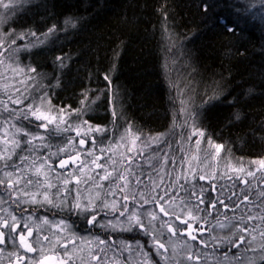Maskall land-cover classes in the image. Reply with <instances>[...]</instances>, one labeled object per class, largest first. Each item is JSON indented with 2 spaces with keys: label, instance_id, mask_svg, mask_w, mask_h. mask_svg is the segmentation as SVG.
Here are the masks:
<instances>
[{
  "label": "trees",
  "instance_id": "1",
  "mask_svg": "<svg viewBox=\"0 0 264 264\" xmlns=\"http://www.w3.org/2000/svg\"><path fill=\"white\" fill-rule=\"evenodd\" d=\"M19 0H16L17 5ZM44 2V1H43ZM42 2V3H43ZM209 3L208 15L199 5ZM262 0H46L42 5L24 9L22 20L37 26L60 21L64 30L58 39L59 48L73 56L70 67L63 71L58 97L76 102L80 90L89 82L107 77L114 84L116 113L137 122L144 131L164 130L172 120L188 128L185 110L176 104L177 92L171 76V55L180 52L177 65L185 78V95L191 115L199 113V127L224 149L242 158L264 157V15L258 13ZM244 3L254 6L247 17L236 18L232 9ZM223 17L226 24L219 21ZM253 21L251 28L245 20ZM230 26L233 30H229ZM180 49V50H179ZM50 52L42 53L40 64H48ZM53 74V73H50ZM88 96H90L88 94ZM124 105L123 109L117 107ZM194 113V114H193ZM238 117V118H237ZM109 119L103 120L107 124ZM239 189L240 187L237 186ZM211 193H208L210 196ZM104 212V211H103ZM89 223L88 215L76 214L73 231L109 237L106 220ZM120 220L119 213L110 214ZM142 221L146 218L142 216ZM177 244L189 241L187 224L173 221ZM147 224V223H146ZM195 230V226L192 227ZM50 240L55 234L44 228ZM197 234L198 232H194ZM81 231V232H80ZM184 233V235H182ZM228 235L230 234L227 230ZM83 234V233H82ZM36 233H33L35 242ZM206 237L208 233L204 234ZM169 241L165 262L172 264L169 251L171 234H160ZM190 241L192 251L206 252ZM64 264H76L81 257L73 241H42ZM172 244V243H171ZM66 245V247H65ZM173 247V245H172ZM97 244L82 245L95 252ZM224 249L221 248L220 252ZM235 251V250H233ZM217 253V255L220 254ZM108 253V252H107ZM184 256L186 252H181ZM231 254V253H230Z\"/></svg>",
  "mask_w": 264,
  "mask_h": 264
},
{
  "label": "snow or ice",
  "instance_id": "2",
  "mask_svg": "<svg viewBox=\"0 0 264 264\" xmlns=\"http://www.w3.org/2000/svg\"><path fill=\"white\" fill-rule=\"evenodd\" d=\"M0 3H2V0H0ZM4 7H8V5H4ZM199 7L205 15H208L211 5L202 2ZM219 21L227 23L223 20V17H220ZM229 30L232 29L229 28ZM5 51L3 44L0 43V57H4ZM57 60H61V58L57 57ZM3 63L4 60L0 59V64ZM6 69L14 74L23 72L22 69H13L10 65H6ZM28 71L32 73L36 70L29 69ZM4 91L6 94L10 91L7 84L4 86ZM25 91H27V88H25ZM16 94L15 100L10 94L7 101L0 100V111L8 114L6 119L0 121V128L3 129L0 132V213H2L0 215V245L4 243V230H7L8 235L18 243L19 247L26 249L27 252L36 251L26 242L27 237L33 235L32 227L25 224L26 235L24 232L18 233L16 229L19 222L16 215L3 205L8 204L10 201L9 207L14 206L19 210L20 215L27 211L24 207L27 204H39L41 207L48 204L53 207H61L64 204L63 200L57 204L48 195L51 188L59 185L57 194L75 192L72 209L91 214L89 223L94 224L97 221L99 212L106 211L108 214L118 212L120 217H124V221L117 218L115 223L109 221L105 227L113 229L121 227V230L125 231H131L135 227L144 231L145 235L149 234L150 229L155 231L156 234L152 235V240L158 253L161 250L167 252L165 245L158 239V235L164 231L169 232L173 254H176L177 248H182L187 253L184 258L186 264H264V160L253 162L259 165L255 171H245L243 167L233 168L229 165L217 175L212 165L206 166L211 170L201 169V172L197 173V165L194 163L197 157L192 156L187 161L188 168L183 175L180 173L167 174L168 178L173 181L169 185L164 172L170 159L167 151L163 156L152 155L151 153L148 156L144 155L150 149L151 144L161 142V137L149 138L147 141H142L140 146L136 145L135 140H131V146L128 147L126 152L122 145L98 148L95 138L90 136L92 129L86 125V122L85 126L89 128V131L83 133L76 131V137H79L77 142L74 143L70 139L65 147L43 156L37 153L40 149L49 147L44 142V137L25 132L24 135L28 138L24 141V144L27 147L22 151H26L28 154L17 155V149H21V143L16 139V136L22 130L13 124V120L18 117H23L24 120L29 121L34 118L35 121L39 122L35 125L37 128L48 129L50 125H53L56 131L66 132L72 129L70 126H63V115L57 122L56 117H50L41 111L39 104L35 108L31 104L26 109L9 108V104H21L23 99L26 98L19 89L16 90ZM40 100L41 103H44L48 98L45 95ZM59 111L64 112L63 109ZM82 111L76 112V115L79 117ZM112 114L115 115V112L113 111ZM95 131L103 132L104 129L97 128ZM191 135L197 136L195 148L198 150L200 146L199 137L203 136V132L193 128ZM89 139L92 147L85 150L84 145ZM136 139H139V137ZM188 139L190 140L191 137H188ZM209 147H212L215 153L218 154L222 146H213L209 141ZM77 148L80 151H75ZM74 151L75 154H72ZM80 152H84L85 159L80 158ZM61 153H68V155L66 158L59 159L57 169L66 170L67 175L53 169L50 162L51 157L59 156ZM97 153L100 154L97 155ZM14 156H16L15 160L13 159ZM101 160L104 163H100ZM154 160L156 164H153ZM173 163L175 164L176 161H173ZM70 164L72 165L71 168L68 167ZM142 165H148L152 168L157 179H154L151 173L140 171ZM257 172H259V175H257ZM130 177L131 179H129ZM53 178L55 183L52 182ZM197 179L200 181L207 180L208 188L211 189V195L207 198V208H204L203 205L205 204V194L208 192V188L198 187L194 183ZM181 180L184 183H181ZM104 181H108L107 188L104 187ZM70 183H74V188H68ZM130 184H132L131 189L129 188ZM217 184H219V188H217ZM82 185L87 187H82ZM237 185H242V187L238 189ZM137 188H147L149 191L147 193L145 191L137 192ZM157 189H160L162 193L159 198L156 195ZM173 189L177 190V196H170ZM181 191L184 192V197H179ZM83 193H94V195H85L82 204L81 195ZM101 193H103V196H101ZM117 193L119 195H116ZM37 196L41 198L37 199ZM113 196L120 201L123 211H120L117 207L115 200L109 202ZM129 196H131V203L134 205L131 211L128 207ZM165 197H169V199H165ZM97 200L99 206L95 203ZM162 200L164 201L163 204L161 203ZM225 200L228 203H225ZM145 204H151L153 208L158 209V213L162 214L163 217H169L168 220H160L159 230H155V222L160 219L156 212L139 211ZM218 204L220 205L219 208H217ZM166 207L168 210H166ZM169 211H171L172 216H169ZM213 211L217 213L215 224H211L207 219ZM193 212L197 215L193 216ZM201 212L204 213L203 217L199 216ZM228 212H232L233 215L228 216ZM181 213H186L184 220H181ZM142 216L146 218V221H142ZM187 217H192L194 220L202 219L209 224V227L205 229L202 225L198 233L193 234L192 224L188 222ZM28 219L37 228L49 224L47 219L38 225L35 224V221H32L31 216ZM173 221L188 225L186 229V234L190 238L188 242L177 244L172 240V237L176 235V229L172 226ZM145 223H147V228ZM55 227L62 231L67 226L63 224V221H60ZM216 229L221 231L227 229L230 234L223 237L212 235ZM205 232L208 233L207 238H205ZM42 241H48L50 244L55 243L56 234L53 235L51 240L49 236L38 234L36 242L41 243ZM190 241H196L198 246L207 249V251L198 250L193 254ZM97 245L99 246V253L104 254L103 259L99 254L91 257V259L95 260L96 264H104L109 259L107 252L111 249L105 245V241H97ZM138 247L140 246L138 245ZM120 248L121 251H128L130 257L135 254L139 255L142 260H147V253H134L130 245L121 244ZM221 248L224 249L223 252H220ZM218 252H220L219 255H217ZM21 264H23L22 257Z\"/></svg>",
  "mask_w": 264,
  "mask_h": 264
},
{
  "label": "rangeland",
  "instance_id": "3",
  "mask_svg": "<svg viewBox=\"0 0 264 264\" xmlns=\"http://www.w3.org/2000/svg\"><path fill=\"white\" fill-rule=\"evenodd\" d=\"M43 1L45 2L46 0H19L16 6H14L16 0H2V3H0V43L3 44L4 49L6 50L4 57H0V59L4 60V63L0 64V100L7 101L9 94L12 95L13 100H15L17 95L16 90L19 89L20 92L24 93L26 98L23 99V103L21 104H9V108H15L18 110L26 109L29 104L33 105L35 108L39 104L41 111L45 112L50 117H56L57 122H59L61 115H63V126H70L72 130L66 132L56 131L53 125H50L48 129L37 128L35 125L39 122L35 121L34 118L29 121L24 120L23 117H18L13 120V124L22 130L21 133L16 136V139L21 143V149H17V155L28 154L26 151H22V149L27 147L24 144V141L28 138L24 135L25 132L44 137V142L48 144L49 147L46 149L42 148L37 153L38 155L43 156L51 152H56L59 148L65 147L70 139L73 140L74 143L77 142L79 137H76V131H81V133L87 132L89 131L87 126H90L92 129L90 136L95 138L96 146L98 148L122 145L126 152L128 147L131 146V140H135L136 145L140 146L142 141H147L149 138L153 137H161V142L159 144H151L150 149L146 151L144 155L148 156L149 153H151L152 155L163 156L165 151H167L170 159L167 162L164 172L166 174L165 179L169 185L173 183V181L168 178L167 174L180 173L183 175L188 168L187 161H189L192 156L197 157L194 162L197 165V173H200L201 169L211 170L206 168L208 165H212L215 168L217 175L223 172L229 165L233 168L243 167L245 171H255L259 167V165L253 162L262 161L264 160V157L242 158L226 151L222 143H218V140H212L210 136L208 137V134L206 135L203 129L199 127L198 121L200 115L198 111H195V114L193 113L194 116H192L189 107L183 105V102L185 104L188 102V97L185 95L186 87L182 85L185 82V78L181 75V70L177 66L180 63V58L176 59V57H182L180 52L176 54L175 57L174 55H171L170 72L174 79L175 90L177 92V101H175L174 104L178 105L180 109L188 108L184 112L188 122V128L183 126L177 127L174 124V120H172L164 130L152 129L154 132L144 131L143 129L149 128H143L137 122H131L129 117L116 113V102L113 97L116 86L108 82L103 76L102 79L89 82L86 89L80 90L78 99L74 103L65 100L64 98L56 99L58 97V91L61 88L64 74L63 71L70 67L73 59L71 54L67 56L68 52L66 50H53L59 48L57 39L63 33H66L64 30V26L66 25L64 22L66 18L61 17L60 21L54 20V22H50L47 25L44 24L43 26H37V23L32 25L29 22L26 23L22 20V16L26 14L24 13V9H29L38 6L39 4L42 5L44 3ZM4 5H8V7H4ZM258 8V13L264 15V0H262ZM253 11L254 6L251 7L248 3H244L242 7L233 8L231 12L236 14V18H243L247 17L250 13L254 14ZM245 22H247L251 28L254 27L251 19L250 21L245 20ZM222 23L224 24V22ZM230 29L233 30L231 26ZM32 33L35 35H30ZM46 52H50L52 58L49 59L48 64L41 65L40 56L42 53ZM57 57H60L61 60H57ZM6 65H10L13 69H22L23 72L14 74L12 71L6 69ZM29 69H35L36 71L29 73ZM5 84L9 86L10 90L7 94L4 91ZM25 88H27V91H25ZM88 94L90 96H88ZM45 95L48 100L41 103L40 98ZM117 107L123 109L124 105L118 103ZM61 109L64 110L63 113L59 111ZM81 110H83L82 114L78 117L76 112ZM113 111L115 112V115L112 114ZM7 117V112L0 111V121H3ZM105 119H109V122L107 124H102ZM85 122L87 126H85ZM97 128L104 129V131L97 132L95 131ZM193 128L203 132V136L199 137L200 146L198 150L195 148L197 136L191 135ZM2 131L3 129L0 128V132ZM137 137H139V139H136ZM188 137H191V139L189 140ZM209 141H211L213 146H222L218 154L215 153L212 147H209ZM91 147L92 144L89 139L84 145V149L87 150ZM75 151H80V149L77 148ZM75 151L72 154H75ZM99 154L100 153H97V155ZM67 155L68 153H61L59 156L51 157L50 161L53 169L64 175H67L66 170L57 169V164L59 159L66 158ZM80 158L82 160L85 159L84 152H80ZM13 159L15 160L16 156H14ZM173 161H176V163L174 164ZM99 162L104 163L103 160ZM153 164H156L155 160L153 161ZM68 167L71 168L72 165L70 164ZM140 171L151 173L153 178L157 179L155 172H153L152 168L148 165H142ZM257 175H259V172H257ZM129 179H131V177ZM52 182L55 183L54 178ZM181 183H184V181L181 180ZM194 183H196L198 187L203 186L208 188L207 180L200 181L197 179ZM103 184L105 188L108 187V181H104ZM237 186L242 187V185ZM57 187H59V185H57ZM57 187L51 188L48 195L53 199L54 203L58 204L63 200L64 204L61 207H53L48 204H45L43 207L39 204H27L24 205L27 211H25L23 215H20L19 210L14 206L9 207L11 203L10 201L8 204L3 205L16 215L17 221L19 222L16 231L18 233L24 232L26 235L27 229L24 225L29 224V226L32 227L33 233L39 234L40 236H49L44 229L49 226L56 234L59 243H66L69 240L78 244V246L72 248V250H75L81 257V260L76 264H96V261L92 260L91 257L97 256L98 254L101 259H103L104 254L99 253L98 245L96 248L97 252L95 255H90L88 260L87 258H83V255H80V249L83 244L89 243L95 245L97 244V241H105V245L109 247L111 251H108L107 256L109 259H107L104 264H118L119 253L121 252L120 246L121 244L127 245V243L116 239L112 240L114 237H112V239H110V237L99 238L88 232H82L83 234L76 231L74 232L73 229L76 230L74 227L75 216L76 214L79 215L84 212L72 209L75 192H61L57 194ZM82 187L87 186L82 185ZM68 188H74V183H70ZM129 188H132V184L129 185ZM217 188H219V184H217ZM136 191H145V193H147L149 190L147 188H137ZM208 193H211L210 188H208V192L205 194L204 208L208 207ZM161 194L160 189H157V198H159ZM85 195H94V193H83L81 195L82 204L84 203ZM116 195L119 194L117 193ZM184 195V192H179V197H184ZM101 196H103V193H101ZM170 196H177V190L173 189ZM40 198V196H37V199ZM131 199V196H129L130 202L128 207L130 211L134 207L131 203ZM165 199H169V197H165ZM112 200H115L117 207H119L120 211H123L120 201L116 200L115 196H113L109 202H112ZM95 203L99 206L98 200L95 201ZM161 203L163 204L164 201L162 200ZM225 203H228V201L225 200ZM219 207L220 205L218 204L217 208ZM142 210L156 212L160 217L157 221L163 220L162 218L169 219V217H163L162 214H159L158 209L153 208L151 204L143 205V208H140L139 211ZM166 210H168L167 207ZM84 214L88 215V217L91 216L89 213ZM0 215H2V213H0ZM180 215L181 220L186 218V213H181ZM196 215L197 213L193 212V216ZM232 215V212H228V216ZM29 216H31L32 221H35V224L37 225L41 224L45 219H47L49 224L37 228L28 219ZM101 216L107 219V223L109 221L115 223L117 220V218H113V216L106 211L102 212ZM169 216H172L171 211H169ZM199 216L203 217L204 213H199ZM187 219L188 222L192 224V227L195 226L194 232H198L202 225L205 229L209 227V224L205 223L202 219L194 220L192 217H187ZM207 219L211 224H215L217 213L213 211L212 215L208 216ZM60 221H63V224L67 226L64 227L62 231L55 227ZM9 222L11 223V221ZM107 223L105 225H107ZM4 232V243L8 244V248L7 250H4L3 244L0 245V264H21V257L23 258V264H64V261L55 257L50 248L44 244H41L34 252H27V250L24 249V251L26 250V254L22 253L21 250L23 248L19 247L18 243L12 240L8 235L7 230H4ZM206 233L207 232L204 234ZM118 235L122 236L123 233L120 232ZM212 235H219L222 237L227 236V229L223 231L216 229L213 231ZM205 238L207 237L205 236ZM26 242L30 244L31 247L34 246V243L38 245V243L35 242V237L33 239V236L30 237V241L27 237ZM44 242L47 243L48 241ZM169 251L171 256L174 257L171 260L172 264H186L184 256L181 254V252H183L182 248H177L176 254L174 255L172 244L169 243Z\"/></svg>",
  "mask_w": 264,
  "mask_h": 264
},
{
  "label": "flooded vegetation",
  "instance_id": "4",
  "mask_svg": "<svg viewBox=\"0 0 264 264\" xmlns=\"http://www.w3.org/2000/svg\"><path fill=\"white\" fill-rule=\"evenodd\" d=\"M145 210H142L141 212H143ZM163 220H167L165 218H162ZM120 221H124V217L122 220ZM160 221H156L155 222V230H159L160 229ZM172 226L174 229H176V226L174 223H172ZM145 227L147 228V224L145 223ZM192 230H194L192 228ZM122 232L123 235L119 236L118 233ZM156 234L155 231L153 230H149V234L145 235L144 231H141L135 227L132 228L131 231H125V230H121V227H118L116 229L110 228V232H109V237L110 239H112V237H114V239L112 240H119V241H123L125 243H127V245H130L132 247V249L134 250V253H139V252H143V253H147V260L144 261L141 259V257L139 255H131L128 251H121L119 253V259H118V264H167L165 262V258L163 255L164 250H161L159 253L156 251L155 247H154V243L152 240V235ZM158 239L160 240L161 243H163L165 245V248H168V242L169 241H164L160 235H158ZM138 245L140 247H138Z\"/></svg>",
  "mask_w": 264,
  "mask_h": 264
},
{
  "label": "water",
  "instance_id": "5",
  "mask_svg": "<svg viewBox=\"0 0 264 264\" xmlns=\"http://www.w3.org/2000/svg\"><path fill=\"white\" fill-rule=\"evenodd\" d=\"M7 248H8V244L3 243V249H4V250H7ZM23 249H24V248H23Z\"/></svg>",
  "mask_w": 264,
  "mask_h": 264
}]
</instances>
